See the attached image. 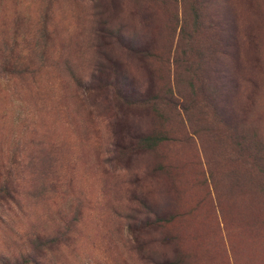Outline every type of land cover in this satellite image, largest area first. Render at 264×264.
<instances>
[{
  "label": "rangeland",
  "instance_id": "374dc122",
  "mask_svg": "<svg viewBox=\"0 0 264 264\" xmlns=\"http://www.w3.org/2000/svg\"><path fill=\"white\" fill-rule=\"evenodd\" d=\"M200 1L0 0V46L33 65L0 69V264H264V0ZM120 24L132 49L99 51L176 103L85 90L97 29Z\"/></svg>",
  "mask_w": 264,
  "mask_h": 264
},
{
  "label": "trees",
  "instance_id": "16d2710c",
  "mask_svg": "<svg viewBox=\"0 0 264 264\" xmlns=\"http://www.w3.org/2000/svg\"><path fill=\"white\" fill-rule=\"evenodd\" d=\"M184 1L188 0H181V4L184 3ZM205 6V0H202L199 2V6ZM196 17L202 16V10L199 7V9L195 10ZM183 17L185 18L186 22V7L183 9ZM211 18H209L206 21V25L204 26V31L209 33L211 37L216 36V34H211L213 29H216L219 25L214 22L212 24ZM123 25L120 24V27L118 28H108V27H102L97 29V49L99 52V57L95 62L94 70L89 76V83L87 84L85 90L87 92H91L92 94L97 95L100 91H108L112 94V96L118 101L120 105H127V106H150L154 105L156 100L160 102V100H165L169 103H176L177 100L167 98L165 95H150V94H142V91L137 89L133 83L127 78V76L123 73L119 63L117 60L108 54H105L102 51L103 46L111 47L113 44H117L120 47H123L127 50H131L130 43L128 42L129 39L124 36V32L122 30ZM46 35L44 38L49 39V32L48 27L45 26L43 30ZM180 34L183 35L184 40H187L191 37L190 34L186 33L184 31V27L181 25L180 27ZM221 39V38H220ZM47 40V39H46ZM46 46V43H43L42 47ZM25 53L23 50L19 49V40L16 38L12 42H5L4 46H0V69L3 72L9 71L10 69H18L25 67L28 63L30 65V58L26 57L24 55ZM26 59L28 62H26ZM33 66V65H32ZM67 70L70 72L71 77L74 81L78 83L80 87H85V85L82 84L81 81H79L76 78V75L72 71L71 68L67 67ZM24 72H30L35 73V70H29V69H23L21 73ZM192 94H190V97L196 98L198 97V91L195 90L196 87L194 83L189 84ZM218 94V91H213L209 95H205L203 97V100H209L210 102L216 97ZM179 97L181 98L180 108H182V111L184 112L185 116L191 114L192 107L190 108L188 105L184 104L185 98L184 96L179 94ZM158 102V103H159ZM158 112V108H157ZM180 112L178 113V115ZM181 115V114H180ZM20 119V118H19ZM127 138H129L128 143L125 145L122 141L116 142L115 148L116 151L123 152H132L135 149H143V150H150L154 149L156 146L158 147L161 143H163L166 140H169L172 138V136H168L166 132L159 131L157 133H132L131 135H127ZM127 163L130 161V157H127ZM8 185V183H7ZM2 191L5 195L9 196L12 190H10L9 186H3ZM140 199V198H139ZM141 202V201H140ZM66 236V235H64ZM52 241L58 242L60 239H51ZM33 262L32 260L30 261ZM176 264H181L179 261H177Z\"/></svg>",
  "mask_w": 264,
  "mask_h": 264
}]
</instances>
